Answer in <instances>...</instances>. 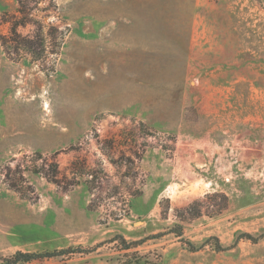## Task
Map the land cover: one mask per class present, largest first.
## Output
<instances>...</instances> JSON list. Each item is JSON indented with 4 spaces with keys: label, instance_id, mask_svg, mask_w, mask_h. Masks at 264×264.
I'll return each mask as SVG.
<instances>
[{
    "label": "rangeland",
    "instance_id": "1",
    "mask_svg": "<svg viewBox=\"0 0 264 264\" xmlns=\"http://www.w3.org/2000/svg\"><path fill=\"white\" fill-rule=\"evenodd\" d=\"M78 246L264 264V0H0V257Z\"/></svg>",
    "mask_w": 264,
    "mask_h": 264
},
{
    "label": "trees",
    "instance_id": "2",
    "mask_svg": "<svg viewBox=\"0 0 264 264\" xmlns=\"http://www.w3.org/2000/svg\"><path fill=\"white\" fill-rule=\"evenodd\" d=\"M51 181L56 182L53 178H50ZM177 235H181L182 232L178 231L176 233ZM147 238V237H146ZM237 238H245L249 240H255L256 237L251 235L250 233L247 232H241ZM120 239L124 242V247L125 248H130L131 246L138 245L142 243L145 239H137L133 241H125L123 237L120 236ZM187 247L194 251L199 248V246L195 245L192 241L188 239H181ZM203 244H210V246L215 250V251H223L228 249L229 247L224 246L217 237L215 236H210L207 239H205V243ZM201 246V245H200ZM84 249L81 247H67V248H60V249H53V250H44V251H22V250H17L14 253L8 255V256H3L0 257V264H21V263H29L34 260H43V259H48L52 257H57V256H62L65 254H70L73 252H83Z\"/></svg>",
    "mask_w": 264,
    "mask_h": 264
}]
</instances>
